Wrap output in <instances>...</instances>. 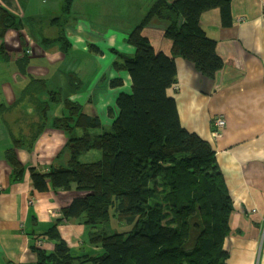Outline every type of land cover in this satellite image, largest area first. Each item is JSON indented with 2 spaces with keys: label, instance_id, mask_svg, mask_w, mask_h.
Returning <instances> with one entry per match:
<instances>
[{
  "label": "crops",
  "instance_id": "crops-1",
  "mask_svg": "<svg viewBox=\"0 0 264 264\" xmlns=\"http://www.w3.org/2000/svg\"><path fill=\"white\" fill-rule=\"evenodd\" d=\"M86 2L0 0L14 18L0 30V264H37L32 245L54 249L53 241L38 236L62 217L74 193L50 186L36 190L31 170L68 167L70 132L84 131L56 126L58 118L71 115L65 100L79 103L107 130L119 93L130 90L129 74L115 63L121 54H135L127 42L133 30L93 23L85 15ZM4 17L0 13V23ZM201 24L217 41L224 66L210 78L178 55L177 82L168 94L182 126L216 152L233 202L224 243L228 264H264V0H232L227 21L215 8L202 15ZM164 30L155 19L143 34L157 51L171 55ZM117 77L123 86L111 85ZM220 114L227 125L216 137L212 121ZM99 156L90 150L82 158ZM57 227L75 252H99L89 247L91 229L79 219H63Z\"/></svg>",
  "mask_w": 264,
  "mask_h": 264
},
{
  "label": "trees",
  "instance_id": "trees-1",
  "mask_svg": "<svg viewBox=\"0 0 264 264\" xmlns=\"http://www.w3.org/2000/svg\"><path fill=\"white\" fill-rule=\"evenodd\" d=\"M232 0H155L127 42L133 56L121 54L115 63L131 79L129 91L119 93L117 114L105 129L98 117L65 100L70 116L56 126L70 132L68 167L47 172L31 170L36 190L72 191L62 217L40 236L54 242L47 251L32 245L37 264H228L224 243L230 233L233 202L211 143L182 126L176 100L168 94L177 82L176 56L194 62L213 78L224 62L217 41L201 24L215 8L224 21ZM4 17L0 30L14 18ZM3 18V17H2ZM165 24L171 55L157 51L143 30L154 20ZM117 77L112 86H123ZM101 128L99 134L89 129ZM99 151L84 160L85 152ZM79 219L90 227L89 247L99 252H75L60 233L62 220ZM124 224L116 229L115 223Z\"/></svg>",
  "mask_w": 264,
  "mask_h": 264
},
{
  "label": "rangeland",
  "instance_id": "rangeland-1",
  "mask_svg": "<svg viewBox=\"0 0 264 264\" xmlns=\"http://www.w3.org/2000/svg\"><path fill=\"white\" fill-rule=\"evenodd\" d=\"M155 0H87L86 17L99 26L120 27L127 31L143 21ZM77 8V7H76ZM120 16L119 20L116 16ZM136 25V26H135ZM116 222V221H115ZM124 224L115 223L116 229H124Z\"/></svg>",
  "mask_w": 264,
  "mask_h": 264
},
{
  "label": "built area",
  "instance_id": "built-area-1",
  "mask_svg": "<svg viewBox=\"0 0 264 264\" xmlns=\"http://www.w3.org/2000/svg\"><path fill=\"white\" fill-rule=\"evenodd\" d=\"M226 125H227V119L224 115L220 114L216 116L215 118H213V121H212L213 134L216 137L221 136L223 133V129L226 127Z\"/></svg>",
  "mask_w": 264,
  "mask_h": 264
}]
</instances>
